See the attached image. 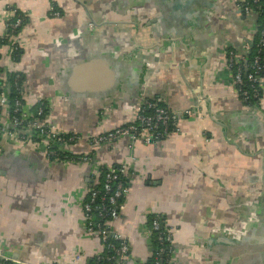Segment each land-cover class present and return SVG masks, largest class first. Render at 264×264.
Listing matches in <instances>:
<instances>
[{"label": "crops", "instance_id": "crops-1", "mask_svg": "<svg viewBox=\"0 0 264 264\" xmlns=\"http://www.w3.org/2000/svg\"><path fill=\"white\" fill-rule=\"evenodd\" d=\"M241 1L0 0L2 75L19 72L25 104L44 100L45 121L83 136L68 152L91 156L52 159L39 136L0 131V253L17 264H91L102 245L82 203L99 166L123 162L125 207L112 221L129 243L122 264L149 263L156 213L172 264H264V100H243L225 64L229 48L245 55L256 39L258 14ZM12 10L24 18L14 35ZM148 96L175 111L178 130L152 143L87 140ZM9 124L4 109L0 125Z\"/></svg>", "mask_w": 264, "mask_h": 264}, {"label": "built area", "instance_id": "built-area-1", "mask_svg": "<svg viewBox=\"0 0 264 264\" xmlns=\"http://www.w3.org/2000/svg\"><path fill=\"white\" fill-rule=\"evenodd\" d=\"M240 8L245 14H263L257 50L252 60L247 62L245 55H238L233 48H229L226 52L225 64L240 97L246 102L253 97L257 103L264 100V74L261 73L264 69V4L259 0H242ZM15 13V10H12L13 16L6 22V29L8 34L11 33L10 35L15 34L24 20L22 15ZM52 14L60 16L59 11H53ZM1 47L0 44V50ZM19 50L20 45L14 41L8 51L13 57ZM13 85L20 96L14 98L11 110H8L7 90L0 85V112L7 110L10 123L9 126L0 125V131L23 138L34 131L35 135L44 142L46 155L52 159L61 161L91 159L89 154L78 155L68 152L67 146L83 136L75 131L58 128L41 118L44 103L42 99L38 100L41 104L37 107V116H32L29 107L23 101L22 77L19 72L14 74ZM185 112L189 113L191 109L188 108ZM176 118L175 111L159 97L148 96L142 98L133 116L123 124L91 134L87 136V140L91 143H102L124 136L130 141L141 139L145 143H152L179 129ZM99 169L101 181L90 187L88 196L82 203L85 229L88 233L97 234L102 245L101 250L94 255L92 264H103V261H107V264H122L128 254L129 243L113 228L112 221L125 207L129 170L127 164L123 162L114 165L101 164ZM149 223L150 232L154 233L156 242L151 264H172V235L166 220L161 214L156 213L152 214ZM78 257L79 255L76 254L75 258ZM18 262V259L0 253V264Z\"/></svg>", "mask_w": 264, "mask_h": 264}, {"label": "trees", "instance_id": "trees-1", "mask_svg": "<svg viewBox=\"0 0 264 264\" xmlns=\"http://www.w3.org/2000/svg\"><path fill=\"white\" fill-rule=\"evenodd\" d=\"M259 1H260V3L264 4V0H259ZM262 16H263L262 13H259L258 14L259 25H258V28H257L256 39L254 40V42L252 43V45L249 47L247 53L245 54L246 61L247 62H250L252 60V58H253L254 54L256 53V50H257V43H258V40H259V37H260V29H261V26L260 25H261ZM7 41H8V38L7 37L0 38V44L1 45L6 44ZM2 70H3L2 69V66H0V85L3 86V87H5L6 90H7L8 102H9L8 110H11L12 109V105H13L14 98L16 96H20L19 95V91L13 85V77H14L15 72H7L6 76H3L2 75V73H3ZM261 73L264 74V69H263V71ZM248 102H255L254 101V98L251 97V99ZM39 104H41V103L39 101H37L35 104H33L31 107L28 108V110L31 112V114H32L33 117H36L37 116L36 110H37V107H38ZM42 106H43V112H42V114H40V117L41 118H42V116H44V114L46 112L47 103L44 101V103L42 104ZM15 127H17V126H15ZM31 133L33 135L36 134L34 131H32ZM151 234H152V237H153L154 246H156V242H155V239H154V233H151ZM154 246H153V249H154ZM93 261H94V257L92 259L91 264L93 263ZM151 261H152V257L149 259V263L148 264H151ZM107 263H108L107 261H103V264H107ZM9 264H12V263H9Z\"/></svg>", "mask_w": 264, "mask_h": 264}, {"label": "water", "instance_id": "water-1", "mask_svg": "<svg viewBox=\"0 0 264 264\" xmlns=\"http://www.w3.org/2000/svg\"><path fill=\"white\" fill-rule=\"evenodd\" d=\"M88 262H89V260H88Z\"/></svg>", "mask_w": 264, "mask_h": 264}]
</instances>
